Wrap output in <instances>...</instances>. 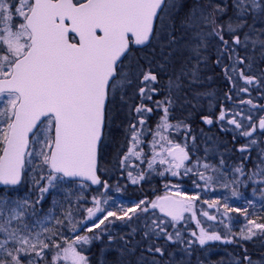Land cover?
<instances>
[{
	"label": "snow or ice",
	"instance_id": "snow-or-ice-1",
	"mask_svg": "<svg viewBox=\"0 0 264 264\" xmlns=\"http://www.w3.org/2000/svg\"><path fill=\"white\" fill-rule=\"evenodd\" d=\"M233 5L241 20L235 24L229 22L227 31L234 34L232 43L240 45L243 41L237 33L245 26L242 17L257 10L264 15V0H233ZM175 7V0H0V185L21 184L26 168L30 167L33 172L41 173L38 178L35 175L32 177L41 194L36 203L43 199L49 187L56 186L54 182H62L65 178H78L81 188L86 186L83 182L109 188V184L97 174L98 157L108 140L107 129L113 121L115 97L119 94L123 100V89L131 83L130 73L123 71L122 66L126 59L132 58L135 51L133 45L146 46L153 36L164 32L172 35L175 23L171 12ZM223 11L217 5L211 13L205 14L204 8L194 4L181 21V26L186 30L192 29L199 26L198 19L207 24L211 17L210 22L214 25L212 34L220 38L225 50L235 51L228 49L229 41L224 39L221 31L224 26L216 20V14ZM248 38V33H245V40ZM256 42L253 41V44ZM259 43L264 47V40ZM192 51L200 56L199 46ZM237 63L244 64L245 61L237 58L231 68L233 73ZM225 74H228L227 68ZM192 78L193 82L198 78L195 69ZM228 78L236 83L231 76ZM240 79L245 85L255 83V78L243 71L240 72ZM156 81L157 76L150 70L142 73L141 100L153 98L150 93L156 91L152 87ZM175 84V81L169 80V89ZM239 91L247 92L248 88L241 87ZM241 102L251 104L250 100ZM173 104L171 96L166 97V101H156L162 115L156 130L152 131L150 158L142 145L145 132L149 131L145 128L146 114L153 109L143 103L135 108L138 121L130 123L125 129L128 147L119 163L122 168H127L131 166L132 159L141 163L146 161L149 171H157L154 166L158 163L164 166L158 172L162 177L165 174L179 177L183 170L184 175H197L208 186L214 177L206 173L216 169L199 160L193 167H188L186 162L190 160V155L186 151L187 146L175 143L166 135L170 129L188 127L183 121L175 125L170 123ZM236 116H242L250 123L245 125L242 120L235 119ZM202 119L205 124L213 123L209 117ZM218 119L225 121L223 109ZM227 123L239 129V135L249 138L247 144L239 149L241 153L257 143L254 138L257 127L264 134V116L259 118L257 125L251 114L245 116L237 111L232 119H227ZM260 161L264 164V154L260 156ZM221 164H224L223 160ZM257 167L260 168V165ZM235 172L243 174V169L237 167ZM259 174H264V168ZM128 179L132 184H138L145 179V175L143 171L137 175L129 171ZM41 181H46V184ZM165 188L168 189L169 185L166 184ZM171 189L155 200L141 199L131 207L121 208L119 213L102 206L108 203V198L101 200L93 197V206L85 209L87 215L80 221L74 222L71 210L63 220H56L61 226L67 220L69 230L75 233L74 239L64 238L62 244L53 239L57 236L54 230H51L50 236L41 238L42 233L50 232L43 224L42 232L35 236L28 230L27 224L24 225L27 235H23L21 229L10 227L13 221L24 217V206L29 203L27 200L16 202L15 207H9L10 202L0 201V217H4L0 221V235L3 237L0 239V253L9 258L0 260V264H23L22 256L29 257L28 264H38L39 260L45 259V252L50 247L56 249L51 264H89L88 258L82 254V246L101 239L102 233L107 231L106 226L104 229L101 226L106 221L112 222L109 217L131 221L138 213H148L150 209L158 210L163 217H167L173 228L185 220V213H190L199 233H191L195 240L189 239V246L198 243L204 247L215 241L233 243V240L201 227L194 211L199 194L184 195L175 184L171 185ZM233 195L237 193L233 192ZM203 202L217 210L221 206L219 200ZM222 207L225 218L229 212L241 211L229 207L227 203ZM101 213L104 215L99 216ZM244 214H247L246 209ZM200 215L210 221L216 220V216L207 211H201ZM248 224L251 227L242 230L241 240H251L257 235V230L264 235V224L251 219ZM78 225L82 226L79 230ZM167 226L168 222L163 219H152L151 224H146L145 236H163L172 241L173 236L166 231ZM96 229H101V232L97 233ZM79 231L92 235H80ZM175 236L180 239L179 230H176ZM48 240L52 243L49 244ZM148 250L153 251L151 248ZM154 251L163 255L160 247ZM243 259L252 264L249 256L245 255Z\"/></svg>",
	"mask_w": 264,
	"mask_h": 264
},
{
	"label": "rangeland",
	"instance_id": "rangeland-1",
	"mask_svg": "<svg viewBox=\"0 0 264 264\" xmlns=\"http://www.w3.org/2000/svg\"><path fill=\"white\" fill-rule=\"evenodd\" d=\"M184 1L185 0H175L176 7L173 8L171 12V15L173 17V13L179 9V7ZM217 5L224 9L222 13H217L216 15L217 23L224 26L221 31L223 36H225L226 34L230 33L227 31L228 23L231 22L235 24L239 22L241 18L236 15L237 10L233 5V0H206V5H204V7H208V10L213 11V8ZM189 6V9L186 7L187 14L189 13V10L193 6V4H189ZM228 16L230 18H232V16L236 18L228 19ZM242 20L244 21L245 26L242 29H239L237 34L239 35L243 43L240 45H236L234 48L235 51L232 52L225 50V48H223V51L221 50V46H219V43L217 42V39L214 36L215 34H212V29L209 28V22L208 24H205L202 20L198 19V27L187 30L185 29V31L188 32V36H186L187 45L182 47L181 44V48L176 47L174 51L180 52L183 50L182 53L186 54L187 57H189L185 60H190L191 62L189 64L192 63L190 69H182V72L185 74L183 76L185 87L187 86L189 88V86H191V88H189L188 90H190L189 95L192 98V103L182 102L183 99L181 100L180 98L182 91L181 89L178 90V87H180V83L181 87H184V85L183 81H181L180 79V76L176 77V75H173V77H168L167 84H165V88L167 89L166 91L169 93L171 92V94L167 95L166 93L162 96L163 98L161 100H153V96L151 100H141L139 88L142 86V73L150 70V67L147 66L149 62L146 61V65L140 62L142 60L134 59L132 57L130 60L126 59L124 65L122 66L123 71L130 73L131 83L127 84L123 89V100H121L119 94L116 95L113 108L115 105H120L121 109L123 111H126L127 113L132 111L131 123H137V113L134 109H131L133 106L137 107L141 103H143V105L145 106H149L153 103V105L156 106V101H166V97L171 96L172 100L174 99V104L170 109V123L175 125L179 121H183L184 124L188 127L187 129L181 127L178 130L170 129L169 132L166 133V135H169L175 143L180 142L182 146L186 145V151H188V145H192L196 155V160L194 162L189 163L187 165L188 167H193L197 160H199L202 164L207 163L212 166L209 162V158L215 157L217 153L213 152V150L211 149H208L209 147L207 144L209 143V136L207 139L206 137H204V140L201 138L199 140L196 139L198 132V125L196 123L191 124V130L189 131V122L195 121L194 117L196 113L204 112L203 117H206V115L213 116L214 114H216V116L218 117L220 115L221 109H223L225 113L227 110H230V114H226V116L229 117H226L225 121H227V119H232L233 114L235 113V110L231 109V107L225 108L223 96L222 94L220 95L218 89L216 87H210V85L212 84V76L207 75V71L209 72V69L211 70V65L214 63V66H216L217 69H221L224 67L225 69H228L227 61L231 60L234 63L237 58L243 59L245 63H237L235 73L231 71L233 63L231 62V65H229V76H231L232 80L236 82V88L247 87V85L244 84V81L240 79L241 71H243L245 74L247 73L248 76H255V82L258 81L260 83V81H262L261 75L256 76L255 74L257 72L252 73V71L255 65H257V61H261L264 58V47H262L259 43L260 40H264V15H262L257 10L254 13H250L248 15L243 16ZM175 26L176 28L172 32L171 36H169L167 32L161 33L159 36H155L154 41L151 45H155L156 49H158L159 51L162 49L163 52H168L169 48H173V45L170 42L175 41V38L177 39L176 41H179L181 38L179 23ZM196 33H199L200 35H196ZM245 33H248L249 36L247 40H245ZM230 35L234 34L230 33ZM201 39H203V43H201ZM253 41L257 42L253 44ZM197 46H199L200 51L199 57H197L192 51V49ZM228 49L230 48L228 47ZM246 50L249 51L248 55H246L245 53ZM221 51L225 54H223ZM229 57H231V59ZM218 59L219 63H217ZM194 69L198 77L195 82H193L192 78V71ZM189 75L191 76L189 77ZM169 80L176 82V84L171 88V90L169 89ZM227 81L230 80L227 79ZM230 85H233L231 81ZM152 87L154 88L155 86L152 85ZM247 88L248 90H251L250 93L254 95L248 93V91L238 92L240 94H248V96H250L248 97L249 99H254L250 104V107H252V109L248 111V108H243L240 112H242L245 116L251 114L254 118V121L257 123L259 118L264 116V110H262L264 109V107H262V104L258 103V101L264 100V87H258L256 85L254 87L248 86ZM254 91L257 92L254 93ZM185 97L187 98V96ZM135 98L136 100L134 101ZM238 99H240V96L238 94L233 93L232 100L237 101ZM120 101L121 104H119ZM131 102L132 104H130ZM253 105H255V107H253ZM189 107L192 108V111L188 110ZM185 111H187V113H185ZM153 113L154 117L152 125L147 126L146 121L145 128L149 131L145 132V135L143 137L144 144L142 145L148 158L151 157L149 142H151L153 139L152 131L156 130L157 123L162 115V109L157 108L156 113ZM147 115L148 113L146 114V116ZM177 115H182V117L177 118ZM242 121L245 125H248L250 123L248 119H246V121L242 119ZM112 127H115L116 131L121 128L122 131L117 132V136L120 135V137L122 138L125 137V144L123 146L121 140L120 142H118L119 144L117 143V145L119 146H115L114 149H110V147L107 146V150L109 149L110 153L114 152L115 158L118 155L116 159L117 161L120 160L119 156H121L122 158L123 154L127 151L128 138L125 136V129L128 128L129 125L125 124L119 127L117 125H110L107 129L108 136H110L112 132ZM206 128L208 127L206 126ZM184 130L190 132V136H188L190 137L189 139L184 136ZM236 133H239V131H237ZM254 138L256 139L257 143L251 145L249 149L256 146L257 144H262V148L259 150V153L256 151L255 147L252 148L254 156H258L256 158H253L252 153L248 159L250 167L249 171L252 173H249L248 175L249 183H247V181L243 177L244 172L243 174H238L235 172V169L237 167H241L237 162L233 166H226V168H228V173L226 174L225 171L220 172L221 169L214 172H207L206 174L212 175L214 177V180L210 185L205 186L207 191L206 193H204L202 187L197 184V182L199 181V177L191 173L184 175L183 170H181V176L177 177L178 179L172 178L173 180L171 181L169 180L168 182H162L164 183V195L167 191L172 190L171 185L173 184L177 185L179 191L184 195L199 194L200 199L195 202L196 207L194 211L197 214V219L201 222V227L205 228L209 232L215 231L223 237L233 240V243H222L220 241H215L209 242L204 247H201L198 243H194L193 245L189 246L187 244V241L189 239L195 240V237L191 236V233H199V228H197L196 222L191 219L190 213H185V220L177 224L175 228L171 226V222L166 221L168 222L166 231L172 234V241L164 239L163 236H161L160 238L151 235L149 237L145 236V232L147 231L146 224H151L152 219L155 218L166 220V218L164 217H160L156 214L146 215L145 213H138L139 216L136 219L141 221L139 223H136V226H131L127 224V221H120L116 220L114 217H109V220L112 222L108 223L106 221L105 225L101 226V229H103L105 226L108 227V225L110 228L108 227L107 231L102 233L101 239L93 240L89 245L82 246V254H84L88 258L89 264H130L133 261L134 264H160L161 260L158 259L159 257H157V255L161 254L156 253L154 251L156 247H160L162 249V259H168V264H238L239 259L237 256L233 255L229 251V245L235 244L236 246L239 244L238 246H240L244 241L246 242V244H248L249 241H255L256 237L258 236H260V239H262V235H260L258 230L257 235L254 236L251 240H241L240 233L242 232V230H246L248 227H251V225L248 224V220L250 219L256 221V223L258 224H264V174H259L260 169L264 168V164H262L260 161V156L264 154V134H261V132L257 129L254 133ZM248 139L249 138H245L242 136V140H245L246 144ZM248 151L244 152V156H246V153ZM239 153L241 152L239 151ZM130 165L131 166H129V168L131 167V169L123 170V173H126L127 177L129 171L134 173V175H137L138 173L143 171V173L146 175L145 177L149 178L152 175L157 174L159 171H162L164 167L157 163L154 166L157 171H149L147 168L146 161L144 163H141L140 160L135 159H132L130 161ZM257 165H260V168H258ZM111 166L113 165L107 164V170H105V172L102 171V174L105 178L104 181H106L108 184V180L111 179V176L113 175L112 171H115L114 168L113 170L109 169ZM200 170L204 171L203 168H201ZM26 171L27 181L28 183L33 185V175L38 178L41 173L39 171L33 172L30 167L26 168ZM227 174L231 176L229 177L227 176ZM165 175H168V177H172L170 174ZM147 180L148 179H146V181ZM200 182L204 184L203 181ZM54 183L57 184V182ZM44 184H46V181H44ZM166 184L169 185L168 189L165 188ZM225 185H227V187H225ZM134 186H136V184H132L128 179L126 182L122 183L121 186L118 188L109 185L108 189H104L103 186H101V188L94 194V197H98L101 200L108 198V203L102 206L106 210L115 211L117 213L120 212L121 208L126 209L128 207H131L135 203H138L141 199L152 200L151 198H147L150 194H147V191H149L150 189L141 188L138 189L136 192H133L132 187ZM160 186L163 187L162 184H160ZM210 189H212V192H210ZM233 192H236L237 195L234 196ZM128 193L129 196L127 197ZM134 194L137 196L136 198H134ZM213 200H219L221 202L219 210H217V208H209L208 204L203 202ZM0 201L10 202L9 207H15L16 202L23 203L24 198H9L3 192H0ZM224 203H227L229 207L237 208L241 211L229 212L227 214V218H225L224 210L222 207ZM92 206L93 204L90 205V207ZM245 209L247 210L246 215L244 214ZM69 210H71L73 213L74 222L80 221L83 218L82 216H84L85 214L87 215L85 209H83L82 211L79 208L69 209L65 207L64 209H54L51 207H46L43 209H39V211L37 210L35 212H32L29 210V208L24 206V217L20 221H13L10 227L21 229V233L23 235H27L28 230H30L32 235L35 236L36 233L42 232L43 224V226H46L50 229V232L42 233L41 238H46L50 236L51 230H54L57 233V236L53 239H55L57 243L62 244L64 238L71 240L75 237V233L69 230L67 220H64L63 226L56 223L57 219L63 220ZM201 211H207L210 214L215 215L216 220H208L207 217L200 215ZM3 219L4 217H0V221H2ZM25 224H27L28 230H24ZM77 227H79V225ZM101 229H96L95 231L97 233H100ZM176 230L180 231V239H177L175 236ZM61 233L63 234L62 237L60 236ZM84 234L92 235V233L86 232L80 235ZM2 238V235H0V239ZM132 241L138 243L137 247L139 252L135 257H132V255L130 254L132 251L130 249V244ZM47 242L49 244L52 243L51 240H48ZM208 245L214 246H212V248H210L209 250H206V246ZM144 246H146L145 249ZM242 246L244 247V244H242ZM149 248L153 249V251H149ZM90 250L91 252H89ZM55 251V248L50 247L49 249H47L45 252V259L39 260L38 264H51L52 256L55 254ZM257 255V259L253 261V264H264V258L261 256V254ZM7 259L9 258L6 256V254L0 253V260ZM21 259L23 264H28V256H22ZM32 259L35 260L36 258L33 256Z\"/></svg>",
	"mask_w": 264,
	"mask_h": 264
},
{
	"label": "trees",
	"instance_id": "trees-1",
	"mask_svg": "<svg viewBox=\"0 0 264 264\" xmlns=\"http://www.w3.org/2000/svg\"><path fill=\"white\" fill-rule=\"evenodd\" d=\"M197 3L199 4L200 7H203L205 9V14L212 12V11L208 10L209 9L208 7H204V5H206V0H185L182 3V5L179 7V9L173 13L174 17L172 16L175 25L179 23L180 31H181L180 32L181 38L179 41H176L177 40L176 38H175V41H173V42L169 41L173 45V48L172 47L169 48L168 52L166 50H165L166 52H163L162 49L159 51L158 49H156L155 45L154 46L150 45V47H148L144 51L137 50V49H135V51H134V54L132 57L134 59L142 60L140 62L143 64H146L145 62L148 61L149 64L148 65L146 64V65L149 66L150 71L157 76V81L154 84H152L155 86L154 89H156V91L153 93H150L154 97L153 100H161L163 98L162 96L165 95L166 93H167V95L171 94V92L169 93L167 91L164 93V90H163L164 84H167V81H168L167 78L168 77H173V75H176V77L180 76V79L183 81V85H184V77L183 76L185 74L182 73V69L183 68L190 69L191 64H189V63L191 61L185 60L189 57H187L186 54L182 53L183 50L180 52H175L174 49L176 47L181 48V44H182V47L187 45L186 36H188V32H186L185 28L181 26V21L187 15L186 7L189 9L190 8L189 4L194 5ZM216 20H217V15H216ZM210 21H211V17H209V28L213 29L214 25ZM175 28H176V26H175ZM155 49H156V51H155ZM248 52L249 51L246 50V52H245L246 55H248ZM223 54H225V53H223ZM221 69H217V67L214 66V63L211 65V70L209 69V74H207V75L212 76V84L210 85V87L211 88L216 87L218 89L220 95L222 94L224 104H225V108L231 107V109H234L235 112L241 111L243 108H248V111H250L252 109V107H250V104L249 103H242L241 101H249L250 100L252 102L254 99H249L248 97H250V96H248V94H246V95H243L242 93L240 94L238 91H239V88H241V87L236 88L235 84L230 85V81H227V79H229L228 76L223 74ZM250 73H251V71H250ZM252 73H256L255 74L256 76L261 75L262 81H260V83L258 81H256L252 85H247V87L248 86L254 87L256 85L258 87H260V86L264 87V58L261 61L260 60L257 61V65H255ZM246 75H248V74L246 73ZM190 76L191 75H189V77ZM252 77L255 78V76H252ZM183 89L184 90L182 91V94L180 95L181 100L182 99L184 100V101L182 100V102H191L192 103V98L190 97L189 93L185 92V91H187L186 87L185 88L183 87ZM257 91H254V93ZM250 92H251V90H248V93H250ZM226 93H228V95H229L228 98L226 97ZM233 93L238 94L240 96V99H238L237 101H233L232 100V94ZM185 94H187V95H185ZM250 94H252V93H250ZM252 95H254V94H252ZM185 96H187V98ZM135 100H136V98L134 99V101ZM258 103L262 104V107H264V100L258 101ZM119 104H121V101ZM130 104H132V102ZM147 107H151L153 109V112L156 113L157 107L154 106L153 103ZM135 108L136 107L133 106L131 109L135 110ZM188 110L192 111V108L189 107ZM153 112L148 113V115L146 116L147 126L148 125L151 126L153 123V117H154ZM185 113H187V111H185ZM203 114H204V112H202V113L197 112L196 113V115L194 117L195 121L189 122V124H190L189 131L191 130V124L196 123L198 125V132H197V138L196 139L199 140L200 138L203 139L204 137H206V139H207L208 136L210 137L209 143L207 144L209 147L208 149L213 150V152H217L215 157L209 158V162L211 163L212 167H214L216 169V171L221 169L220 172L225 171V174H226V173H228V171H227L228 168H226V166H228V165L233 166L237 162L243 168V172H244L243 177L245 178L247 183H249L248 175H249V173L250 174H252V173L249 171L250 167H249L248 159L251 156V154L253 153L252 148L255 147L256 151L259 153V150L262 148V146H261L262 144H257L256 146L252 147L246 153V156H244L245 153H239V148L246 145V141L242 140V136L239 135L238 133H236L237 131H240V130L235 129L234 125L233 126L229 125L227 123V121H219V119H218L219 116L217 117L216 114H214L213 116H210L211 118H213L212 119L213 123L210 126L205 125L203 120H201L203 118ZM226 114H230V110H227ZM179 117H182V115H179L177 118H179ZM206 117H209V116L206 115ZM226 117H229V116H226ZM131 118H132V111L127 113L126 111H123L121 109L120 105H115L113 108V121L111 123V126L117 125L119 127V126L125 125V124L130 125V123L132 122ZM136 118L138 119L137 115H136ZM235 118L237 120L244 119L246 121V118H242V116H236ZM206 126L208 128H206ZM111 129H112L111 130L112 132H111L110 136H108L106 147L104 144L100 150L99 173L101 175L102 181H104L105 178L102 174V171L105 172V170H107V164L113 165L109 169L113 170V168H114L115 171H112L113 175L111 176V179L108 180V182H109V185H111L112 187L118 188L121 186L122 183L126 182L128 179V177L126 176V173H123V170L131 169V167L121 169L122 167L119 163V160L116 161L118 155L115 158L114 152L110 153V150L109 149L107 150V146L110 147V149H114L115 146L118 147L119 145H117V143L120 142V140L122 141V146L125 144V137L122 138V137H120V135L117 136V134H118L117 132L122 131L121 128L117 131H116L115 127H112ZM189 131H186V130L183 131L184 136L188 139L190 138V137H188V136H190ZM104 147H105V150H104ZM187 150H188L189 155H190V160L186 162V165H188L189 163L194 162L196 160L195 159L196 155H195V152L193 150L192 145H188ZM257 156H254V153L252 154L253 158H256ZM119 157L121 159V156H119ZM221 160L224 161L223 165L221 164ZM26 173H27V171L25 170V173L23 175V181L19 186L12 188V189L0 188V192L1 193L3 192L9 198L23 197L24 201L27 200L29 202L28 205H25V207L29 208V210L32 212H35L37 210L39 211V209H43L46 207H51L54 209H59V208L64 209L65 207H67L69 209L79 208L80 210L83 211V209H86V208L90 207V205H92V200H93L94 194L102 186V185H100L99 187L92 189L87 184L84 183L86 186L84 188H81V186H80L81 182H71V181L64 180L62 182H57L55 187H49L48 192L43 194V199H41L39 203H36L37 198L41 194L39 193L35 184L32 185V184L28 183ZM133 175H134V173H133ZM227 176L230 177L231 175L227 174ZM170 178L171 177L170 176L168 177V175H165L163 177L159 176L158 173L152 175L149 178L145 177L144 180L140 181V183H138V184H136V186L132 187V191L136 192L138 189L144 188V189H150L149 191H147V194H149V193H151V191H155V190H156V194H160L159 192H161V189H162V187H160V182H163V181L168 182L169 180H173L172 178L171 179ZM146 179H148V180L146 181ZM41 183L44 184V181H41ZM197 184H199L202 187V190L204 193L207 192L206 187H205L206 185L201 183L200 180L197 182ZM210 192H212V189H210ZM128 196H129V193L127 194V197ZM80 197H83V199H80ZM136 197L137 196L134 194V198H136ZM82 217H84V216H82ZM108 227H109V225H108ZM108 227H106V228H108ZM184 236H185V234H184ZM260 238L261 237L258 236V237H256L255 241H249L248 244H246V242L244 241L242 243V244H244V247L242 246V244L240 246H238L239 244L236 246H235V244H232V245L230 244L231 246L229 245V249H230L229 251L233 255L237 256L239 259L238 264H248V262L243 259L245 255H247L251 258L252 264L254 263L253 261L257 259V256H258L257 254H261V256L264 258V235H262V239H260ZM212 246H214V245L206 246V250H209L210 248H212ZM230 247H233V248H230ZM89 252H91V250ZM158 259L161 260L160 264H168V262H167L168 259H164V258L162 259V257H160ZM109 261H110V259H109Z\"/></svg>",
	"mask_w": 264,
	"mask_h": 264
},
{
	"label": "flooded vegetation",
	"instance_id": "flooded-vegetation-1",
	"mask_svg": "<svg viewBox=\"0 0 264 264\" xmlns=\"http://www.w3.org/2000/svg\"><path fill=\"white\" fill-rule=\"evenodd\" d=\"M224 16H226V15H224ZM232 18L233 19H235L236 17H233L232 16ZM232 18H230L229 16H228V19H232ZM208 24V23H207ZM212 29V28H211ZM215 37H216V39H217V41L219 42V46H221V50L223 51V48H224V45L222 44V42H221V40H220V38L218 37V36H216V35H214ZM233 35H230V33H228V34H226L225 36H224V39L225 40H228L229 41V44H228V46L227 47H229L230 49H234L235 48V46L236 45H234L233 43H232V37ZM154 38H155V36H153L152 37V39H151V41H150V44H148L146 47H144V48H134V49H137V50H142V51H144V50H146L148 47H150V45L153 43V41H154ZM125 62V61H124ZM231 60H229V61H227V65H228V74L226 75L225 74V67L224 68H222L221 69V71L223 72V74H225L226 76H228L229 77V65H231ZM233 63V62H232ZM191 65H192V63H191ZM183 73V72H182ZM207 74H209V72L207 71ZM182 81V80H181ZM183 86V85H182ZM162 87V86H161ZM184 88H185V84H184ZM189 88H191V86H189ZM187 86H186V90L187 91H185V92H188L189 93V91L190 90H188L189 89ZM179 89H181V91H183L184 89H183V87H181V83H180V87H178V90ZM163 90H164V93L166 92V88H165V84H164V87H163ZM243 95H246V94H243ZM226 97L228 98L229 97V95H228V93H226ZM209 118H210V116H209ZM177 143V142H176ZM179 144H181L180 142H178ZM171 178H174V179H178L177 177H171ZM170 178V179H171ZM171 181V180H170ZM160 184H162V189H161V192H159L160 194H156V190L155 191H151V193L149 194V196L147 197L148 199H152V200H155L157 197H159V196H162V195H164L163 194V188H164V183H162V182H160ZM161 187V186H160ZM146 215H151V214H156V215H158V216H160V217H163L157 210H149V212L148 213H145ZM99 216H102L103 215V213H101V214H98ZM139 216V214H137L136 216H134L133 217V219L131 220V221H127V224H129V225H131V226H136V223H139L141 220H138V219H136L137 217ZM84 217H86V214L84 215ZM83 217V218H84ZM164 218H166V217H164ZM165 221H169L167 218H166V220ZM170 222V221H169ZM88 223H91L90 221L88 222ZM85 231H79V234H83ZM138 243L137 242H135V241H132L131 242V244H130V249L132 250L131 251V255H132V257H135L137 254H138ZM146 248V246H144V249ZM157 257H162V255H157ZM130 264H134V261L133 262H131Z\"/></svg>",
	"mask_w": 264,
	"mask_h": 264
},
{
	"label": "water",
	"instance_id": "water-1",
	"mask_svg": "<svg viewBox=\"0 0 264 264\" xmlns=\"http://www.w3.org/2000/svg\"><path fill=\"white\" fill-rule=\"evenodd\" d=\"M149 44V43H148ZM147 44V45H148ZM146 45V46H147ZM133 47L134 48H143V47H145V46H135V45H133ZM257 125H258V123H257ZM259 129V128H258ZM98 160H99V157H98ZM98 174V173H97ZM98 176H99V174H98ZM100 177V176H99ZM66 180H68V181H77V182H81L78 178H74V179H69V178H65ZM101 179V178H100ZM83 183H86L87 185H89L91 188H96V187H98L99 185H91L90 184V182H83ZM16 186H18V185H16ZM16 186H4V185H0V188H14V187H16ZM162 196H164V195H162ZM158 211V210H157ZM159 212V211H158ZM161 214V213H160ZM162 215V214H161ZM167 218V217H166ZM80 227H82V226H80ZM79 230V229H78Z\"/></svg>",
	"mask_w": 264,
	"mask_h": 264
}]
</instances>
